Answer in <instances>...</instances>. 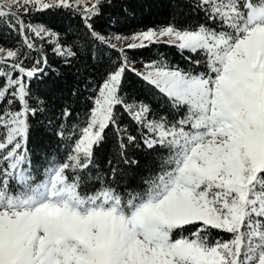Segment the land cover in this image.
<instances>
[{"label": "snow or ice", "instance_id": "6c2138e0", "mask_svg": "<svg viewBox=\"0 0 264 264\" xmlns=\"http://www.w3.org/2000/svg\"><path fill=\"white\" fill-rule=\"evenodd\" d=\"M0 264H264V0H0Z\"/></svg>", "mask_w": 264, "mask_h": 264}]
</instances>
